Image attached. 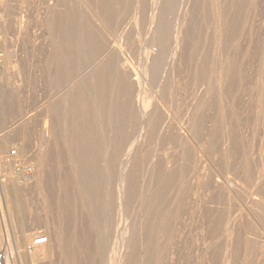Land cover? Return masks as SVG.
I'll list each match as a JSON object with an SVG mask.
<instances>
[{
	"label": "rangeland",
	"instance_id": "1",
	"mask_svg": "<svg viewBox=\"0 0 264 264\" xmlns=\"http://www.w3.org/2000/svg\"><path fill=\"white\" fill-rule=\"evenodd\" d=\"M0 49L16 264H264V0H0Z\"/></svg>",
	"mask_w": 264,
	"mask_h": 264
},
{
	"label": "bare ground",
	"instance_id": "2",
	"mask_svg": "<svg viewBox=\"0 0 264 264\" xmlns=\"http://www.w3.org/2000/svg\"><path fill=\"white\" fill-rule=\"evenodd\" d=\"M3 1V0H2ZM89 7V6H88ZM90 8V7H89ZM187 10V9H186ZM112 14V13H111ZM20 20V19H19ZM3 28L6 29V22L4 21L3 22ZM95 28V27H94ZM21 33V32H20ZM6 50H7V55L9 56V58L11 59V57H13L15 54H14V51L12 50H8L7 49V46H6ZM66 54V53H65ZM13 59V58H12ZM11 59V60H12ZM10 60V61H11ZM9 61V63H10ZM11 64V63H10ZM9 64V66H10ZM5 68V66H1L0 65V74L2 73L3 69ZM7 69V68H6ZM87 74V73H86ZM90 85V83H89ZM123 91V90H122ZM59 105V104H58ZM30 118V117H29ZM32 118V117H31ZM145 118V117H144ZM25 120V119H24ZM47 120V119H46ZM31 122V121H30ZM29 123V122H27ZM24 124V123H23ZM34 124V123H33ZM25 126V125H24ZM14 127V126H13ZM50 127V126H49ZM52 127V126H51ZM114 128V127H113ZM47 129V128H46ZM50 129V128H49ZM148 129V128H147ZM120 130V129H119ZM46 132V131H45ZM60 134V133H58ZM117 134V133H116ZM50 137H51V131H47V133H45L44 135V138L46 139V141L49 142L50 140ZM8 141V140H7ZM45 141V142H46ZM118 141V140H117ZM2 144V143H1ZM8 149V144L5 142L4 144L0 145V159H4L5 163H7V156H6V150ZM44 153H41V157L43 156ZM105 154V153H104ZM45 155V154H44ZM11 157V156H10ZM45 157V156H44ZM131 157V156H130ZM13 158V157H12ZM37 158V157H36ZM11 159V158H10ZM41 159V158H40ZM12 161V160H11ZM25 161V160H24ZM107 161V160H106ZM1 162V160H0ZM9 163V162H8ZM65 163V162H64ZM98 167V166H97ZM130 170V169H129ZM132 170V169H131ZM36 175V174H35ZM32 177H34V173L32 172H27L25 174H22L19 178H18V182H22V183H26L28 182ZM38 178V177H37ZM35 177V179H37ZM119 179V178H118ZM124 177L122 175L121 177V184H120V200H121V203L123 204L124 200H125V196H124V193H125V184H124ZM128 182V181H127ZM26 185V184H25ZM20 186V185H19ZM34 186V185H33ZM7 187V186H6ZM25 187V186H24ZM119 198V197H118ZM127 201V200H125ZM126 204V203H125ZM258 216H261V217H264V203H261V205H259V210L257 212V217ZM259 219V218H258ZM261 220V219H260ZM106 222V221H105ZM233 224V223H232ZM237 227V226H236ZM39 228V227H38ZM53 230V229H52ZM55 231V229H54ZM8 232V231H7ZM58 233V232H57ZM44 233H38L37 234V237H35L33 239V241L37 240L38 238H43V235ZM34 235V234H33ZM36 235V234H35ZM228 235V234H227ZM31 236V234L29 235V237ZM24 236H20L18 237V239L16 240V244L15 245H12L11 242H8L7 245L5 246L4 250L5 253H6V261H5V264H16L17 260H21L23 258V255L24 254H27L28 253V248H26L23 244V242H25L28 237H25L23 238ZM34 237V236H33ZM56 237V236H55ZM21 240V241H20ZM52 241V237L51 235L48 234V242L43 244V245H40V246H34V250H33V253L31 254L32 256V260L33 261H36V262H39L40 260H45V259H48V258H51L55 252V247L52 246V244L50 243ZM2 241H3V236H2V232H1V229H0V243L2 244ZM227 241V240H226ZM4 243V242H3ZM31 243V242H30ZM233 244V243H232ZM1 246V245H0ZM4 246V245H3ZM54 247V248H53ZM2 249V248H1ZM52 249V250H51ZM229 255V254H228ZM53 258V257H52ZM228 259V258H227ZM23 261V260H22ZM48 262V261H47ZM34 264V263H33ZM58 264V262H57ZM62 264V263H61ZM229 264V263H228Z\"/></svg>",
	"mask_w": 264,
	"mask_h": 264
},
{
	"label": "built area",
	"instance_id": "3",
	"mask_svg": "<svg viewBox=\"0 0 264 264\" xmlns=\"http://www.w3.org/2000/svg\"><path fill=\"white\" fill-rule=\"evenodd\" d=\"M4 58V52L0 49V63L2 62ZM48 242V238L47 237H43V238H38L37 240H35L32 244V246H40L43 245L45 243ZM6 261V253L5 251L0 250V264H5Z\"/></svg>",
	"mask_w": 264,
	"mask_h": 264
}]
</instances>
